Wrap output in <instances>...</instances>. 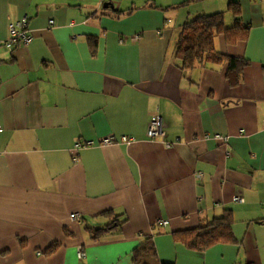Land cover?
I'll list each match as a JSON object with an SVG mask.
<instances>
[{"label": "crops", "instance_id": "crops-1", "mask_svg": "<svg viewBox=\"0 0 264 264\" xmlns=\"http://www.w3.org/2000/svg\"><path fill=\"white\" fill-rule=\"evenodd\" d=\"M232 1L248 34L215 46L249 60L240 82L225 62L182 69L183 23L233 26ZM24 16L31 43L7 45ZM0 41V264H138L146 236L150 264H264V0H0ZM155 114L165 141L147 135ZM79 139L97 144L74 153ZM228 210L233 240L174 237ZM109 211L125 222L92 239Z\"/></svg>", "mask_w": 264, "mask_h": 264}, {"label": "trees", "instance_id": "trees-1", "mask_svg": "<svg viewBox=\"0 0 264 264\" xmlns=\"http://www.w3.org/2000/svg\"><path fill=\"white\" fill-rule=\"evenodd\" d=\"M228 10L235 17L233 26H227L225 22V11L213 14H198L182 25L176 48V60L180 63L182 69L189 70L196 66L207 65L208 63H227V76L232 84H237L242 78L244 68L249 64V60L244 57L224 54L217 50L215 38L220 34L240 35L246 38L248 26H245L241 17V4L238 1H232ZM113 215L110 224L103 227H87L92 239L103 237L114 225L118 226L125 222L119 214L113 211L107 212ZM106 213V214H107ZM233 215L230 210L222 216L213 218L195 229H189L183 232L174 233V237L184 240L191 248L200 251L206 250L211 245L220 241H231L233 234ZM56 246L53 245L49 251H53ZM156 246L151 236H146L142 243L136 248L135 261L138 264H150L148 258L156 256ZM162 264H175L164 262Z\"/></svg>", "mask_w": 264, "mask_h": 264}, {"label": "built area", "instance_id": "built-area-1", "mask_svg": "<svg viewBox=\"0 0 264 264\" xmlns=\"http://www.w3.org/2000/svg\"><path fill=\"white\" fill-rule=\"evenodd\" d=\"M51 23H54V21H51ZM9 32H10V37L8 39V41L6 42L7 45L9 46H13L19 42L24 43V44H29L31 43L33 37H32V33L30 31L29 28V20L27 16L22 17L20 20H18L17 22H11L9 25ZM135 39L138 38V36L134 37ZM2 44V42L0 41V45ZM3 130V126L0 124V131ZM147 135L148 137L152 138V139H161V140H166V131L164 130V125H163V121L162 118L160 117L159 114H155L151 117L149 125H148V129H147ZM207 138H217L223 141H227L228 137L221 135V134H215V135H206ZM123 141H130L131 138L127 137V136H123L122 137ZM177 141H179V139H177ZM115 142V138L112 136L109 137H104L102 139H100L99 143L101 145H111ZM167 145L171 146L174 142H170V141H166ZM97 144V142L95 140L92 139H87V140H82L79 139L76 141V143L74 144L73 147V151L74 153H77L79 151V149H81L82 147H86V146H93ZM75 159H77L75 157ZM234 200L236 201H243V198H241L240 196L236 195L234 197ZM70 219L72 221H76V222H81L82 221V216L80 215V213L78 212H73L70 215ZM168 221H163L162 223L165 225ZM78 255L80 258H83L85 256V252L82 248V246L79 247L78 250Z\"/></svg>", "mask_w": 264, "mask_h": 264}]
</instances>
